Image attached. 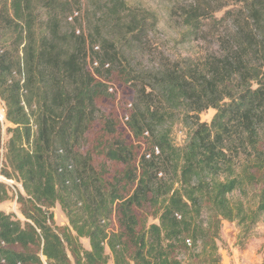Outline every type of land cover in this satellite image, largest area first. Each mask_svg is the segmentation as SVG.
Wrapping results in <instances>:
<instances>
[{
  "label": "trees",
  "instance_id": "trees-1",
  "mask_svg": "<svg viewBox=\"0 0 264 264\" xmlns=\"http://www.w3.org/2000/svg\"><path fill=\"white\" fill-rule=\"evenodd\" d=\"M223 1L181 9L174 42L196 50L176 57L152 38L153 13L124 0H88L87 33L61 49L34 47L35 11L54 39L77 0H0V177L23 190L19 216L0 212V264H223V222L241 246L264 226V0ZM111 74L134 92L132 145L111 120L91 131ZM10 195L0 182V204Z\"/></svg>",
  "mask_w": 264,
  "mask_h": 264
},
{
  "label": "rangeland",
  "instance_id": "rangeland-1",
  "mask_svg": "<svg viewBox=\"0 0 264 264\" xmlns=\"http://www.w3.org/2000/svg\"><path fill=\"white\" fill-rule=\"evenodd\" d=\"M4 1V0H3ZM9 1V0H8ZM213 5L218 6L222 4L223 0H210ZM78 5L74 6L73 12L77 13V21L74 23V15H72V20L67 19V23L60 20V26L58 33H56V38H52L53 33L48 27V22L43 11L40 9L35 11V26L33 33V44L34 47L50 45L54 46L55 49H61L63 46V36L66 37L70 30H76L75 36H80L83 31L84 34L87 33L88 19L86 17V12L88 10V0H77ZM127 11L129 13H141L142 11H148L153 13L158 20L157 31L151 33L154 40L158 39L159 48L162 45L167 46L166 51L170 54L172 52L176 57H189L193 55L195 48H190L187 46L176 45L174 40L179 31V14L181 9L195 2V0H124ZM218 2V3H217ZM206 5V4H205ZM223 12V11H222ZM73 13V14H74ZM219 13L217 16H220ZM99 22V21H97ZM122 33V32H121ZM107 39L113 44H116L119 51L125 46V36H120V34L106 33ZM108 35V36H107ZM51 39L56 40V44L51 41ZM127 39L128 36H127ZM36 48V49H38ZM20 51L22 46L19 48ZM98 49V48H97ZM95 50V49H94ZM98 52V50L96 51ZM118 52V51H117ZM20 58L22 54L20 52ZM88 70L92 71L93 66L89 63ZM93 72V71H92ZM40 78V74L37 75ZM23 70L20 79H24ZM109 86L111 87L110 92L108 91V96L97 101L96 110L97 117L95 122L91 126V131L96 133L99 132L103 126L105 120H111L113 124H117L118 132L122 137L129 143L134 144L132 136L125 128V115L128 110V105L132 104L134 97V92L131 87L123 85L117 78L111 74L109 78ZM29 97L30 93H26ZM31 96V95H30ZM0 107H2L0 105ZM215 111L209 109L200 115V120L203 123H210ZM7 140V135L5 133V127L0 136V159H2L4 154V145ZM173 141L175 146L180 147L185 141V134L180 126H177L173 134ZM0 182L6 184L11 191V198L9 201L0 204V212L5 214H15L19 216L18 206L15 201L16 191L23 194L22 187L20 184L13 181H7L0 177ZM54 221L57 226H66L67 219L60 210V207L56 205L52 210ZM84 248L88 249V242L86 240L81 241ZM238 239V229L235 224L223 222L221 229V241L219 243L220 254L223 264H261L264 260V226L259 225L254 233V236L246 243H243Z\"/></svg>",
  "mask_w": 264,
  "mask_h": 264
},
{
  "label": "built area",
  "instance_id": "built-area-1",
  "mask_svg": "<svg viewBox=\"0 0 264 264\" xmlns=\"http://www.w3.org/2000/svg\"><path fill=\"white\" fill-rule=\"evenodd\" d=\"M73 15H74V17H76L77 16V13H74ZM69 20L71 21L72 20V17H69ZM95 50H97V48H95ZM0 105L2 106L1 101H0ZM4 119H5V109L2 106V107H0V123L1 124H3Z\"/></svg>",
  "mask_w": 264,
  "mask_h": 264
}]
</instances>
